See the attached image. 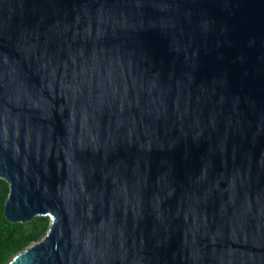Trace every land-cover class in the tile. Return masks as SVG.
Here are the masks:
<instances>
[{
	"label": "water",
	"instance_id": "water-1",
	"mask_svg": "<svg viewBox=\"0 0 264 264\" xmlns=\"http://www.w3.org/2000/svg\"><path fill=\"white\" fill-rule=\"evenodd\" d=\"M8 264H264V0H0Z\"/></svg>",
	"mask_w": 264,
	"mask_h": 264
},
{
	"label": "trees",
	"instance_id": "trees-1",
	"mask_svg": "<svg viewBox=\"0 0 264 264\" xmlns=\"http://www.w3.org/2000/svg\"><path fill=\"white\" fill-rule=\"evenodd\" d=\"M10 186L0 178V264L8 262L30 244L39 241L50 228L49 216H37L27 223L10 221L5 215V204Z\"/></svg>",
	"mask_w": 264,
	"mask_h": 264
}]
</instances>
